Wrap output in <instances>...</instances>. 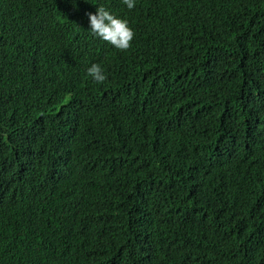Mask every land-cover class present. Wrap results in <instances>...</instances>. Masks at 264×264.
I'll return each instance as SVG.
<instances>
[{
  "label": "trees",
  "instance_id": "trees-1",
  "mask_svg": "<svg viewBox=\"0 0 264 264\" xmlns=\"http://www.w3.org/2000/svg\"><path fill=\"white\" fill-rule=\"evenodd\" d=\"M99 6L128 21L130 49L90 33ZM184 101L199 106L187 122ZM224 148L244 171L213 206L190 173ZM110 227L127 264L201 242L209 264H264V0H0V264H121L103 252Z\"/></svg>",
  "mask_w": 264,
  "mask_h": 264
},
{
  "label": "clouds",
  "instance_id": "clouds-1",
  "mask_svg": "<svg viewBox=\"0 0 264 264\" xmlns=\"http://www.w3.org/2000/svg\"><path fill=\"white\" fill-rule=\"evenodd\" d=\"M123 3L130 10L135 7V0H123ZM87 15L90 22V33L93 36L100 38L117 50L127 51L130 49L135 33L129 27L127 20L116 17L103 6L97 7L94 14L88 13ZM162 49L163 52L161 59L156 65H158L161 69L166 70L170 58V44L168 41L162 40ZM87 74L97 84H102L107 79L104 69L99 64H92L87 69ZM246 77L242 81L244 85ZM171 106H173L176 111L175 120L181 122L190 121L192 113L198 111L199 109L198 103L195 101L177 102L171 104ZM15 155V166L21 174L22 180H24L28 177L27 165L17 154ZM243 171V163L234 158L233 155L224 148L221 161H206L193 165L190 173V190L205 203L213 206L220 205L228 198L229 195L227 193H222L217 198H213V192H215L218 188L220 180L226 177H232L233 175L242 173ZM136 212L138 211L131 210L130 214L133 215ZM4 235L5 234H0V239H2ZM101 237H107L103 252H107L120 258L122 260L121 264H127L130 251L129 243L121 244L118 242V235L115 228L110 227V229L104 230ZM195 256L200 257L203 264H209L213 260V256L208 245L201 242L191 250L187 251V253L182 257V260L175 264H180L184 261L192 259Z\"/></svg>",
  "mask_w": 264,
  "mask_h": 264
}]
</instances>
